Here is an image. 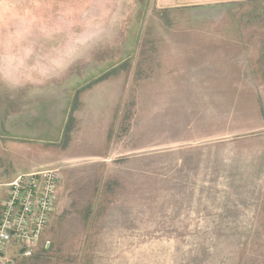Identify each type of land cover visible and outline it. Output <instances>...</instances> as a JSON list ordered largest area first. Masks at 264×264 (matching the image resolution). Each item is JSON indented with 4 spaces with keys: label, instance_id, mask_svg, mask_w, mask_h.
Wrapping results in <instances>:
<instances>
[{
    "label": "rangeland",
    "instance_id": "1",
    "mask_svg": "<svg viewBox=\"0 0 264 264\" xmlns=\"http://www.w3.org/2000/svg\"><path fill=\"white\" fill-rule=\"evenodd\" d=\"M43 169L9 264H264V0H0V182Z\"/></svg>",
    "mask_w": 264,
    "mask_h": 264
},
{
    "label": "built area",
    "instance_id": "2",
    "mask_svg": "<svg viewBox=\"0 0 264 264\" xmlns=\"http://www.w3.org/2000/svg\"><path fill=\"white\" fill-rule=\"evenodd\" d=\"M58 182L55 169L0 182V253L11 245L30 249L39 243L55 211Z\"/></svg>",
    "mask_w": 264,
    "mask_h": 264
},
{
    "label": "crops",
    "instance_id": "3",
    "mask_svg": "<svg viewBox=\"0 0 264 264\" xmlns=\"http://www.w3.org/2000/svg\"><path fill=\"white\" fill-rule=\"evenodd\" d=\"M55 170L58 173V170L57 169H55ZM18 175H20V174H16L11 179L15 178ZM58 177H59V173H58ZM31 255H32V253L24 252L20 248L11 245L4 252L0 253V264H9V261H12L16 258H22V257L27 258Z\"/></svg>",
    "mask_w": 264,
    "mask_h": 264
},
{
    "label": "trees",
    "instance_id": "4",
    "mask_svg": "<svg viewBox=\"0 0 264 264\" xmlns=\"http://www.w3.org/2000/svg\"><path fill=\"white\" fill-rule=\"evenodd\" d=\"M106 74V73H105ZM105 74H103V76L104 77H102V78H105ZM101 80V78H99V79H95L93 82H91L90 84H88V86H91L92 84H94L95 82L97 83L98 81H100ZM66 129H67V126L65 125L64 126V131H66Z\"/></svg>",
    "mask_w": 264,
    "mask_h": 264
}]
</instances>
